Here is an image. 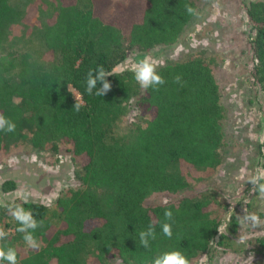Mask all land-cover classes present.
<instances>
[{
    "label": "trees",
    "instance_id": "1",
    "mask_svg": "<svg viewBox=\"0 0 264 264\" xmlns=\"http://www.w3.org/2000/svg\"><path fill=\"white\" fill-rule=\"evenodd\" d=\"M17 1L0 0V50L8 28L20 19ZM56 2L38 35L49 61L0 52V114L16 123L14 133L0 132V153L25 144L51 156L65 151L78 167L75 185L53 202L56 223L43 204H23L44 221L35 233L39 250L26 247L15 231L18 225L0 205V227L9 233L0 246L15 248L18 264H151L170 250H180L195 264L215 239L228 246L211 217L214 201L178 196L188 185L176 173L179 164L213 170L221 163L225 112L214 61L201 50L157 67L167 81L158 91L143 92L130 69L114 71L130 52L174 44L195 17L185 10L186 4L196 9L195 0ZM243 7L253 32V81L264 105V0ZM99 65L113 73L104 97L85 92L88 70ZM176 75L182 85L173 82ZM132 102L142 121L117 138L115 125L132 111ZM75 103H82L79 111ZM13 189L11 181L0 187L3 193ZM154 195L168 197V203L150 202ZM166 209L173 212L172 239L161 234ZM149 224L155 226L156 239L146 249L139 233ZM253 242L254 251L264 257V236Z\"/></svg>",
    "mask_w": 264,
    "mask_h": 264
},
{
    "label": "rangeland",
    "instance_id": "2",
    "mask_svg": "<svg viewBox=\"0 0 264 264\" xmlns=\"http://www.w3.org/2000/svg\"><path fill=\"white\" fill-rule=\"evenodd\" d=\"M125 1L113 0V3ZM249 1L219 0V7H213L215 0H195L199 16L194 17L174 44L144 53L130 52L114 69L131 70L132 64L144 56L158 60V67L165 66L201 50L206 51L204 57L214 61V75L225 112L221 163L213 170H196L179 164L176 173L188 185L178 196L214 201L216 207L211 217L217 220L218 233L227 237L229 245H218V238L215 239L209 252L199 256L195 264H244L250 255L254 258L248 264H264V257L254 251L253 242L255 237L264 236V224L253 229L239 222L244 212L255 213L264 221V198L250 193L252 185L248 183L255 168L264 167L263 94L253 81L250 45L253 32L243 7ZM17 4L20 19L8 28L0 52L15 56L27 53L39 62L49 61L51 56L38 41V35L50 22L56 0H19ZM131 105L132 111L116 123L113 136H125L132 124L142 121L141 111L134 102ZM77 168L62 150L51 156L27 144L9 148L0 153V187L4 181H11L14 189L0 191V205L20 202V192L27 190L31 192L29 202L47 207L48 219L56 223L53 202L63 190L75 185L73 172ZM148 200L162 203L169 198L154 195ZM241 234L247 237L244 243L239 242Z\"/></svg>",
    "mask_w": 264,
    "mask_h": 264
},
{
    "label": "clouds",
    "instance_id": "3",
    "mask_svg": "<svg viewBox=\"0 0 264 264\" xmlns=\"http://www.w3.org/2000/svg\"><path fill=\"white\" fill-rule=\"evenodd\" d=\"M213 7H219V0H215ZM185 10L188 15L195 17L199 16L198 10L191 5L186 4ZM158 66L159 61L151 56H144L132 64L131 71L133 78L143 92H147L150 88L154 91H158L160 86L167 83L165 78L158 73ZM112 74L113 73L106 70L103 65H99L94 69L90 68L85 77V92L88 95L104 97L111 90L112 85L107 78L112 76ZM173 82L182 85V77L180 75L174 76ZM78 99L82 100V97ZM81 107L82 103H75L74 105L76 111H79ZM15 130L16 123L3 114H0V132L8 134L14 133ZM248 183L252 185L250 193H256L260 198H264V167H256L254 174L248 178ZM30 198L31 192L23 190L20 192L19 196L22 203L13 202L11 204H5L3 207L18 225L15 231L22 234V240L26 247L31 250H39L40 243L35 233L38 228L43 227L44 221H37L33 212L23 207V204L28 203ZM164 203L167 204L168 201L165 200ZM172 219L173 212L170 209H166L164 212V220L160 222V228L161 234L168 239H172L173 237L172 224L169 223ZM239 222L241 225L250 226L253 229L264 224V221L261 220L259 215L247 212L239 216ZM8 234L9 233L5 231L3 227H0V241L6 240ZM246 238L247 237L243 234L239 235V242L244 243ZM155 239L156 229L154 224H149L146 230L139 233L140 244L146 249L150 247V240ZM253 258V255H250L244 264H248ZM0 261L7 262V264H18L16 249L13 247L5 248L0 246ZM151 264H190V261L180 250H170L157 254L152 258Z\"/></svg>",
    "mask_w": 264,
    "mask_h": 264
}]
</instances>
